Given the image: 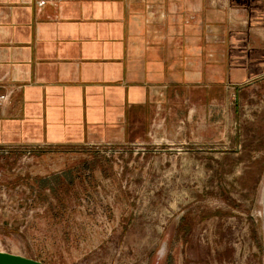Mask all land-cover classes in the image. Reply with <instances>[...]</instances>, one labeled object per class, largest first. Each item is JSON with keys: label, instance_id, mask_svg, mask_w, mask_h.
<instances>
[{"label": "rangeland", "instance_id": "rangeland-1", "mask_svg": "<svg viewBox=\"0 0 264 264\" xmlns=\"http://www.w3.org/2000/svg\"><path fill=\"white\" fill-rule=\"evenodd\" d=\"M159 116L138 142L0 145V250L49 264H264V79L200 124Z\"/></svg>", "mask_w": 264, "mask_h": 264}, {"label": "crops", "instance_id": "crops-1", "mask_svg": "<svg viewBox=\"0 0 264 264\" xmlns=\"http://www.w3.org/2000/svg\"><path fill=\"white\" fill-rule=\"evenodd\" d=\"M263 79L264 0H0V145L138 142Z\"/></svg>", "mask_w": 264, "mask_h": 264}, {"label": "water", "instance_id": "water-1", "mask_svg": "<svg viewBox=\"0 0 264 264\" xmlns=\"http://www.w3.org/2000/svg\"><path fill=\"white\" fill-rule=\"evenodd\" d=\"M263 225H264V197H263ZM0 264H49L39 259L28 257L22 254L0 250Z\"/></svg>", "mask_w": 264, "mask_h": 264}, {"label": "built area", "instance_id": "built-area-1", "mask_svg": "<svg viewBox=\"0 0 264 264\" xmlns=\"http://www.w3.org/2000/svg\"><path fill=\"white\" fill-rule=\"evenodd\" d=\"M9 98V94L0 95V103L6 102Z\"/></svg>", "mask_w": 264, "mask_h": 264}]
</instances>
